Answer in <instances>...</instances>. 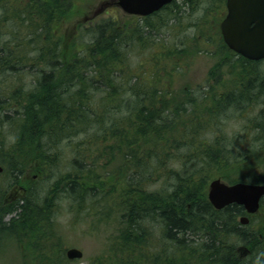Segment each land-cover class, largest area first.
Segmentation results:
<instances>
[{"label": "trees", "instance_id": "obj_1", "mask_svg": "<svg viewBox=\"0 0 264 264\" xmlns=\"http://www.w3.org/2000/svg\"><path fill=\"white\" fill-rule=\"evenodd\" d=\"M78 1L0 0V33L5 36L0 39V90L5 95L0 97V111L5 108L0 130L7 123L16 137L13 146L0 147V178L5 176L0 179V240L15 238L35 255L29 264H69L64 254L44 253L60 189L74 222L86 216L93 229L119 215L117 233L103 253L119 264H264L263 230L244 233L242 239L237 218L243 209L232 204L215 210L206 196L213 178L259 184L258 179H231L229 168L249 170L248 163L260 159L242 153L229 164L234 150L224 144L233 142H225L224 135L209 141L202 133L213 123L222 134L221 118L226 121L228 111H237L245 136L264 145V61L236 55L219 33L222 56L236 58L239 74L231 73L236 82L222 90L209 87L199 99L193 90L177 93L171 85L180 70L164 64L171 59L177 64L180 57L159 33L178 23L185 7L198 0H174L133 23L111 15L66 32ZM131 51L148 55V65L138 72L125 62ZM5 81L12 84L3 89ZM198 105L205 113L200 117L194 115ZM256 106L257 118H252ZM64 141L66 171L57 173ZM116 159L117 166H111ZM32 173L55 181L34 192L24 179ZM147 181L159 187L148 192ZM18 189L21 196L15 192L5 205V194ZM261 210L264 215V200ZM155 232L159 237L154 241ZM241 239L250 251L244 260L239 259L244 248L239 257L233 253Z\"/></svg>", "mask_w": 264, "mask_h": 264}, {"label": "rangeland", "instance_id": "obj_2", "mask_svg": "<svg viewBox=\"0 0 264 264\" xmlns=\"http://www.w3.org/2000/svg\"><path fill=\"white\" fill-rule=\"evenodd\" d=\"M113 2L114 0H79L77 3L78 13L72 20L66 22V32H68L67 30L69 27L73 28L78 23L89 26L98 20H104V18L106 19L111 15H116L121 20L125 17V19L121 21L124 23H133L134 19L138 18L137 16L130 14H123V12L119 9L117 10L118 13L114 14V11L111 10L113 8L111 7ZM175 2L176 4L181 3L180 0H176ZM223 2L224 0H198V4L195 3L196 6L192 7L189 5L188 7H185L186 9L183 16L178 18V23H176V21H171V23L176 24H169L168 27H162L160 30L159 35L162 38L165 37V40L166 38L170 40L168 44H173V52L180 57L177 64L172 62L173 59H171L172 61L168 60L169 63L164 64L166 68L174 67L180 70L176 71L177 75L175 74L176 76L174 77L171 85V89L177 93L183 94L188 90H193L192 95H195V98L199 99L201 92H205L209 87L222 90L229 88L230 85L236 82L235 77L237 75L231 74L234 72L239 74L237 66H233L236 58L234 59L231 56H222L223 54L220 49L217 48V45L221 42L219 38V22L224 16ZM4 37V34L0 33V39L2 40ZM69 37V35H66L67 43L69 42ZM147 57V54H134L131 51V54L126 57L125 62L129 61L128 64L130 65L131 70L133 72H138L141 67L148 65ZM159 61H163L162 58H160ZM217 71L221 73L220 81L222 85H219V83L216 82L218 79ZM7 84L11 85L12 83L5 81V83L2 84L4 85V88H1L6 89L5 86H7ZM4 96L5 95H3L0 90V97L3 98ZM4 109V105H2L0 116L3 115ZM258 109L259 107L256 106L253 110H251L252 118H257L256 113ZM204 114L205 113L203 112L201 106L198 105L195 107L194 115L200 117ZM180 116L181 120L187 119V116ZM226 116V121L223 118H221L220 121V124H222L221 126H223L222 134L218 132L221 130H217L215 125L212 123L208 132H202L204 139L210 141L212 138L221 135L228 137L225 139V142L229 141L233 143H225L224 145L228 147V149L234 150L231 153L230 159H227L229 164L239 160V155L242 153L248 157L251 155L258 156L260 161H255V164L251 162L248 163V167H250L249 170H241L242 166L239 165L236 168H229V173L231 179L234 178L238 180L241 178L246 179V181L258 179L260 183H263L264 145L262 143H254L250 138L245 136V128H243L244 119H242L243 116H241L237 111H228ZM4 124L5 127L0 130L2 136L0 137L2 142L0 147L2 150H6L9 145L13 146V144L16 143L15 133L11 131V128L7 123ZM62 144V161L58 171L54 170V172L57 173L66 171V141ZM69 157L70 156L67 153V160ZM117 162L118 159L113 160L110 165L117 166ZM259 162L262 166L258 165ZM0 173H3L2 169L0 170ZM28 177L29 176H26L24 179L27 181V185H29L34 192H38L42 188H44L45 191L55 181V178L47 177L45 175H39L37 177V175L33 173L29 178ZM1 178L2 181H5V176L1 175ZM6 184L7 181L4 185H2L4 189L7 188ZM146 186L147 191L150 192L157 189V187H159V183L147 181ZM8 192V194H5L7 196V198L4 199L5 205L10 204L11 201L9 197L15 192H18L19 196H21L20 192H22V189ZM1 196H3V194H0V197ZM53 209L55 212H53L51 216L54 220L52 225V236L49 237L48 242L44 243L46 246L44 253L50 256V253L55 252V254H59L60 256L64 254L66 249L74 247L82 252V258L72 260L69 264H119L115 259L116 257H112L113 259H110L109 256L106 257L105 254H103L106 251L107 245L111 244V241L117 233L118 226L120 225L118 214H113L107 224H100L93 229L88 226V222H90L91 219L85 218L86 216L83 218L80 217L76 220V222H74L73 213L69 212L66 197L60 193V189L58 190L57 198L53 200ZM7 218L8 217L5 219ZM259 229L260 232L261 230H264L263 210L260 211L258 216L253 218V220L249 223V227L242 229L241 238H244V233L247 236H250L254 230L257 231ZM263 233L264 231H262L261 234ZM153 236L154 241L156 239L158 240L159 232H155ZM187 237L189 239L191 238L190 236ZM260 240L261 239H257L256 241L259 242ZM231 241L237 240L231 239ZM238 242L233 244L235 245L233 246V253L235 256L237 255L236 257H239L240 251L245 248L243 246L244 244H242L243 240ZM0 244V264H29L35 260V255L33 253L30 254L25 248L21 247L20 243L12 236L1 239ZM113 244L114 243H112V245ZM218 246L222 248L225 247L224 245ZM56 249H58V251H56ZM151 249L152 247L149 248L148 252H150ZM242 255L244 256L243 252ZM254 257L256 259L259 258L257 255H254ZM97 258L98 260H96ZM251 258L252 256L249 255V257H246L245 260H249ZM239 259L241 260V256ZM148 263L155 264L151 260H148Z\"/></svg>", "mask_w": 264, "mask_h": 264}, {"label": "water", "instance_id": "obj_3", "mask_svg": "<svg viewBox=\"0 0 264 264\" xmlns=\"http://www.w3.org/2000/svg\"><path fill=\"white\" fill-rule=\"evenodd\" d=\"M171 1L117 0V6L125 14L147 16ZM225 6L227 13L219 28L226 46L246 59H264V0H226ZM262 196L264 184L225 185L219 179L212 180L207 190V199L216 210L237 204L247 213H255ZM240 222L246 223V219L241 218ZM65 255L70 260L82 257V253L75 248L67 249Z\"/></svg>", "mask_w": 264, "mask_h": 264}, {"label": "bare ground", "instance_id": "obj_4", "mask_svg": "<svg viewBox=\"0 0 264 264\" xmlns=\"http://www.w3.org/2000/svg\"><path fill=\"white\" fill-rule=\"evenodd\" d=\"M167 125V124H166ZM242 127V126H241ZM161 132V131H160ZM215 133V132H214ZM217 136V135H216ZM216 138V137H215ZM209 142V141H208ZM208 144V143H207ZM191 148V147H190ZM188 150V149H187ZM183 153V152H182ZM182 157V156H181ZM186 160V159H185ZM208 164V163H207ZM189 165V164H188ZM187 165V167H188ZM186 171V170H185ZM186 174V173H185ZM190 174H191V171H190ZM184 177V176H183ZM214 179V178H213ZM175 182V181H174ZM170 184V183H169ZM172 185V184H171ZM167 188V187H166ZM177 189V188H176ZM166 193V192H165ZM210 216V215H209ZM210 220V219H209ZM257 220V219H256ZM251 225V224H250ZM250 231V230H249ZM255 231V230H254ZM253 231V232H254ZM264 231V230H263ZM225 235V234H224ZM235 246V245H234ZM237 256V255H236Z\"/></svg>", "mask_w": 264, "mask_h": 264}, {"label": "flooded vegetation", "instance_id": "obj_5", "mask_svg": "<svg viewBox=\"0 0 264 264\" xmlns=\"http://www.w3.org/2000/svg\"><path fill=\"white\" fill-rule=\"evenodd\" d=\"M225 3V2H224ZM242 208V207H241ZM243 209V208H242ZM244 251H245V255H246V253H248V252H250V251H248V249H244ZM243 257H241V259H242Z\"/></svg>", "mask_w": 264, "mask_h": 264}]
</instances>
